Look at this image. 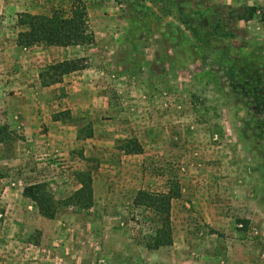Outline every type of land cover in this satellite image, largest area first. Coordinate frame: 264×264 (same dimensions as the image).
Here are the masks:
<instances>
[{
    "label": "rangeland",
    "instance_id": "374dc122",
    "mask_svg": "<svg viewBox=\"0 0 264 264\" xmlns=\"http://www.w3.org/2000/svg\"><path fill=\"white\" fill-rule=\"evenodd\" d=\"M81 1L94 35L81 58L89 66L104 55L113 111L103 117L115 114L122 135L103 152L102 185L80 148L29 152L1 127L0 264H264V0ZM239 7L255 12L230 18ZM23 14L0 17L9 39L27 27ZM128 140L141 151L127 152ZM80 172L92 177L86 207L76 202ZM172 177L173 243L148 249L134 198ZM39 182L58 202L54 218L16 191Z\"/></svg>",
    "mask_w": 264,
    "mask_h": 264
},
{
    "label": "crops",
    "instance_id": "0c3cea01",
    "mask_svg": "<svg viewBox=\"0 0 264 264\" xmlns=\"http://www.w3.org/2000/svg\"><path fill=\"white\" fill-rule=\"evenodd\" d=\"M52 8L49 11L43 0H0V13L5 15L0 17L7 20L18 13L51 14L63 7L56 4ZM8 31L0 23V131L4 125L17 130L29 152L45 144L47 154L69 156L80 148L83 157L99 163L94 177L103 185V152L115 150L117 137L122 135L112 118L115 114L103 117L113 111L112 104L103 102V88L112 84L109 76L103 77L104 55L95 56L93 65L43 85L40 74L47 65L84 57L90 54L88 49L81 45L20 46L14 35L9 39ZM87 126L89 132L84 130ZM28 156L32 158L33 153ZM23 189L17 187L16 191L25 197Z\"/></svg>",
    "mask_w": 264,
    "mask_h": 264
},
{
    "label": "trees",
    "instance_id": "16d2710c",
    "mask_svg": "<svg viewBox=\"0 0 264 264\" xmlns=\"http://www.w3.org/2000/svg\"><path fill=\"white\" fill-rule=\"evenodd\" d=\"M254 12L255 7H247L244 14L238 17L249 19ZM22 16L27 27L18 35L17 42L20 46L31 47L37 44L70 46L88 44L94 40V35L89 30L87 8L81 0L73 1L69 8H56L51 14L24 13ZM220 28L221 21L214 26L215 32ZM83 61L84 58L66 59L46 66L40 74L43 85L60 81L65 74L86 67ZM126 142H129L124 145L127 152L141 151L135 141ZM130 144L131 148H128ZM79 175L83 184L76 195L81 201H77L76 197L73 199L86 207L92 202V177L89 172H80ZM23 195L35 202L43 216L54 218L57 215L59 205L47 183L27 185L23 189ZM180 195L181 186L177 177L169 178L164 188L148 187L137 192L134 204L139 210V215L135 220L139 227L143 228L140 229L139 239L148 249H159L173 243L172 203Z\"/></svg>",
    "mask_w": 264,
    "mask_h": 264
},
{
    "label": "water",
    "instance_id": "95a60500",
    "mask_svg": "<svg viewBox=\"0 0 264 264\" xmlns=\"http://www.w3.org/2000/svg\"><path fill=\"white\" fill-rule=\"evenodd\" d=\"M245 12V9L243 7H239L237 9H234L232 11L229 12V17L230 18H234L236 16H241L243 15Z\"/></svg>",
    "mask_w": 264,
    "mask_h": 264
}]
</instances>
